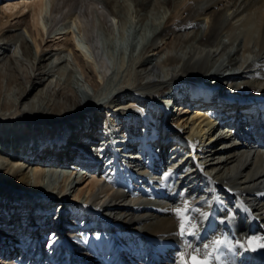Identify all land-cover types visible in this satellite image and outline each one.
Masks as SVG:
<instances>
[{
  "label": "bare ground",
  "instance_id": "1",
  "mask_svg": "<svg viewBox=\"0 0 264 264\" xmlns=\"http://www.w3.org/2000/svg\"><path fill=\"white\" fill-rule=\"evenodd\" d=\"M116 19L143 41L107 87ZM257 193L264 0H0V264H180L216 238L264 264Z\"/></svg>",
  "mask_w": 264,
  "mask_h": 264
},
{
  "label": "rangeland",
  "instance_id": "2",
  "mask_svg": "<svg viewBox=\"0 0 264 264\" xmlns=\"http://www.w3.org/2000/svg\"><path fill=\"white\" fill-rule=\"evenodd\" d=\"M66 25L68 26L69 24L66 23ZM66 25L61 23V24H59L57 26V28L63 29L64 27H66ZM113 28H114V30H113L114 31V36L112 35V37L115 38L113 43H112L111 37L106 36L105 33H102L101 36H100L102 41L105 42L104 46L100 43L101 49H103V48L106 49L107 52L111 53V55L115 54V59H114L113 63H111V71L109 72L108 78L106 79L105 84H104L107 87H108L109 83L111 84L112 87H114L115 85H118L119 82H121L125 78V76L127 74V71L129 69L128 65H129V63L131 61V58H132L133 55L137 56V54L139 53V50L141 49V42L143 41L142 38H141L140 32L136 31V29L134 27H132V26L127 28V30L125 31V37L123 38L121 22L120 21L118 22L117 19L115 20ZM108 48H109V50H108ZM123 55H124V57L126 59L125 61L127 63L125 68L120 66L121 65L120 61H121V58L123 57ZM257 81L258 80L255 77H252L251 82L257 83ZM218 84H221V83L218 82ZM225 84L226 83L224 82L223 86ZM211 87L213 88V86H211ZM106 94H104V95H106ZM108 94H110L109 98L108 97L106 98V96H105V97H103L104 99H102V101H105V100L110 101L111 97L113 96L112 94H115V92L114 93L113 92L112 93H108ZM169 107L172 108L171 105ZM179 110H177V111L179 112ZM184 115H185V113L184 114L183 113L179 114V116H184ZM166 121L167 122L165 123V125L163 127L165 129L164 130L165 132L167 130L173 131V130L176 129V128H174V126L172 124L170 125V123H173V124H176L177 122L179 124L182 123L180 121H176L175 122L174 120L173 121L166 120ZM7 126H8V128L12 129V128H14L15 123L7 122ZM20 136L22 137L23 140L25 138L26 139L28 138V137H26L25 134H23V135L21 134ZM36 140H37V137L31 135V138H30L31 143H33V141H36ZM6 151H10V150H6ZM23 161H24L23 159H22V161L20 160L21 163ZM31 181L34 183L35 180H34L33 177L31 178ZM14 190L17 191V189H14Z\"/></svg>",
  "mask_w": 264,
  "mask_h": 264
},
{
  "label": "snow or ice",
  "instance_id": "3",
  "mask_svg": "<svg viewBox=\"0 0 264 264\" xmlns=\"http://www.w3.org/2000/svg\"><path fill=\"white\" fill-rule=\"evenodd\" d=\"M195 148V145H193ZM201 171H203L202 165H197ZM172 175L171 170L164 173V177ZM228 192H232L231 189H227ZM257 195L264 196V193H257ZM241 203H243L241 201ZM189 210L187 202L181 207L172 209L176 216L179 218V232L178 235L184 237L186 235L193 236L195 238L198 231V225L192 223L190 218L185 215ZM206 215V214H205ZM239 243V241H237ZM187 248H191V251H184L180 253V264H225L222 253L219 252L221 245H226L227 241L223 238H216L211 243H202L200 247L194 246L191 242H185ZM246 245L250 246L252 250L257 248H264V237L251 236L246 238ZM211 249V250H210Z\"/></svg>",
  "mask_w": 264,
  "mask_h": 264
}]
</instances>
